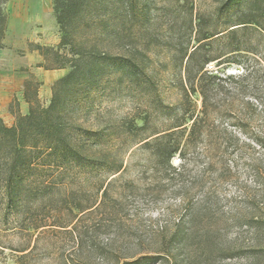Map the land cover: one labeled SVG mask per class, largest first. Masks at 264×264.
Masks as SVG:
<instances>
[{
	"label": "rangeland",
	"instance_id": "1",
	"mask_svg": "<svg viewBox=\"0 0 264 264\" xmlns=\"http://www.w3.org/2000/svg\"><path fill=\"white\" fill-rule=\"evenodd\" d=\"M226 1L87 0L78 25L102 15L108 29L93 27L86 45L122 57L137 76L92 93L79 122L102 129L149 115L153 130L168 128L182 116L180 87L197 48L194 69L208 60L210 141L185 148L170 167L154 165L140 143L125 155L122 175L70 168L50 179L25 213L0 214V264H122L144 255L163 256L155 264H264L254 253L264 248V0L224 10ZM54 2L0 0V117L8 126L28 113L27 99L49 105L53 83L69 71L47 69L52 62L35 49L60 43ZM247 18L255 23L242 24ZM201 28L215 35L198 42ZM191 99L187 106L199 111L202 97ZM78 206L94 207L78 213ZM178 231L185 242L173 238Z\"/></svg>",
	"mask_w": 264,
	"mask_h": 264
},
{
	"label": "trees",
	"instance_id": "2",
	"mask_svg": "<svg viewBox=\"0 0 264 264\" xmlns=\"http://www.w3.org/2000/svg\"><path fill=\"white\" fill-rule=\"evenodd\" d=\"M6 1L2 0V4ZM236 2L227 0L222 8L229 10ZM85 4L87 0H55L54 11L61 30L60 43L57 48L41 45L35 48L46 61L52 62L48 66L45 64L47 69L69 68L65 76L53 83L49 105L43 106L37 99L30 102L26 98L30 103L28 113L16 114L12 126H8L0 117V214L7 208L25 213L28 210L27 202L47 191L52 186L50 179L63 177L70 168H102L113 171L114 175H122L126 170L125 155L140 143L154 165L170 167L174 156L184 155L185 148L210 141L206 122L213 117L214 109L210 84L205 80L208 60L194 69L192 63L197 48L189 56L186 67L188 83H182L180 87L183 93L179 105L182 116L176 117L168 128L153 130L149 115L142 118V124L136 118H122L102 129H93L79 122L81 111L86 110L82 104L92 93L121 84L125 78L134 83L136 79L133 76H137L133 71H127L131 65L125 63L122 57L110 52L101 55L95 45H86L84 34L93 27L99 33H105L108 24L101 15L78 25L87 7ZM241 23H255V20L247 18ZM117 28L113 30L115 37L120 33ZM5 30L6 15L0 8V46ZM78 33L83 34L77 36ZM197 35L198 42H202L215 34L211 31L204 34L201 28L197 30ZM107 66L111 71L105 73L103 69ZM194 94L202 97L199 111L187 106ZM188 121H191L189 134L183 140ZM123 140L128 144L125 149L121 144ZM53 169L58 172L56 176L52 175ZM107 195L108 190L105 189L104 197ZM104 203L98 204L95 209ZM93 207L78 206V213ZM173 238L177 243L185 242L186 234L178 231ZM254 251L257 256H264V248ZM162 259L160 255H144L122 264H155Z\"/></svg>",
	"mask_w": 264,
	"mask_h": 264
}]
</instances>
